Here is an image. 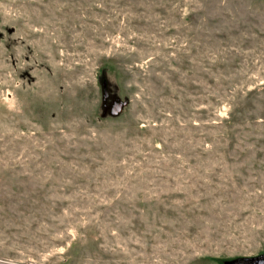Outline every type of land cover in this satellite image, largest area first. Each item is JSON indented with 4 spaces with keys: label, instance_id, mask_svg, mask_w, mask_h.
<instances>
[{
    "label": "rangeland",
    "instance_id": "rangeland-1",
    "mask_svg": "<svg viewBox=\"0 0 264 264\" xmlns=\"http://www.w3.org/2000/svg\"><path fill=\"white\" fill-rule=\"evenodd\" d=\"M261 255L264 0H0V264Z\"/></svg>",
    "mask_w": 264,
    "mask_h": 264
},
{
    "label": "water",
    "instance_id": "water-1",
    "mask_svg": "<svg viewBox=\"0 0 264 264\" xmlns=\"http://www.w3.org/2000/svg\"><path fill=\"white\" fill-rule=\"evenodd\" d=\"M101 81V95L103 104L108 99L107 92V81L104 77L100 78ZM126 100H116L113 104L110 105V114L112 116H118L122 113L124 107L127 105ZM225 264H264V255L256 256V258H241L235 260H227Z\"/></svg>",
    "mask_w": 264,
    "mask_h": 264
},
{
    "label": "flooded vegetation",
    "instance_id": "flooded-vegetation-1",
    "mask_svg": "<svg viewBox=\"0 0 264 264\" xmlns=\"http://www.w3.org/2000/svg\"><path fill=\"white\" fill-rule=\"evenodd\" d=\"M107 102H108V99L105 101L104 104H103V102H102L104 108H106V104H107Z\"/></svg>",
    "mask_w": 264,
    "mask_h": 264
},
{
    "label": "trees",
    "instance_id": "trees-1",
    "mask_svg": "<svg viewBox=\"0 0 264 264\" xmlns=\"http://www.w3.org/2000/svg\"><path fill=\"white\" fill-rule=\"evenodd\" d=\"M111 95H109L108 97H110Z\"/></svg>",
    "mask_w": 264,
    "mask_h": 264
}]
</instances>
